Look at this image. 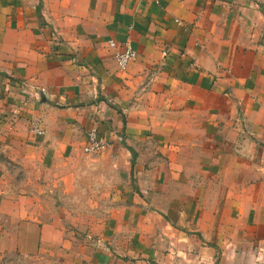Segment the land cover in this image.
Listing matches in <instances>:
<instances>
[{
	"label": "crops",
	"instance_id": "0c3cea01",
	"mask_svg": "<svg viewBox=\"0 0 264 264\" xmlns=\"http://www.w3.org/2000/svg\"><path fill=\"white\" fill-rule=\"evenodd\" d=\"M109 39L137 51L126 70ZM93 127L136 151L140 181L81 240L38 179ZM3 158L34 177L0 180V264L264 253V0H0V174Z\"/></svg>",
	"mask_w": 264,
	"mask_h": 264
},
{
	"label": "rangeland",
	"instance_id": "374dc122",
	"mask_svg": "<svg viewBox=\"0 0 264 264\" xmlns=\"http://www.w3.org/2000/svg\"><path fill=\"white\" fill-rule=\"evenodd\" d=\"M131 159L130 151L123 149V141L115 137L97 153L87 154L81 150L79 157L61 160L50 174L38 179L46 189L43 193L54 201L49 210L62 214V221L57 222L59 227L74 238L85 240L90 233L98 236L105 220L127 209L133 203L136 183L140 181L131 172ZM2 160L6 168L0 174L1 181L14 183L34 177L26 173L21 164L8 158ZM147 210L153 207L147 206ZM246 247V251L242 249L234 258L231 254L224 255L225 260L234 264H264V253L256 255L248 245Z\"/></svg>",
	"mask_w": 264,
	"mask_h": 264
},
{
	"label": "built area",
	"instance_id": "2783aa9c",
	"mask_svg": "<svg viewBox=\"0 0 264 264\" xmlns=\"http://www.w3.org/2000/svg\"><path fill=\"white\" fill-rule=\"evenodd\" d=\"M108 45L116 50L115 59L119 69L122 71L126 70L138 57L137 51L129 41L119 44L115 39H109ZM45 93L46 89L43 88L36 93V96L41 97V94ZM32 132L36 136H43L46 129L40 121L36 120L32 124ZM107 144V141L100 136L98 128L93 127L87 133V141L83 147V151L87 154L97 153L103 150Z\"/></svg>",
	"mask_w": 264,
	"mask_h": 264
},
{
	"label": "trees",
	"instance_id": "16d2710c",
	"mask_svg": "<svg viewBox=\"0 0 264 264\" xmlns=\"http://www.w3.org/2000/svg\"><path fill=\"white\" fill-rule=\"evenodd\" d=\"M128 149H129V151H130L131 154H132V159H131V171L133 172L134 165H135V163H136L137 153H136V151H135L132 147H129Z\"/></svg>",
	"mask_w": 264,
	"mask_h": 264
}]
</instances>
